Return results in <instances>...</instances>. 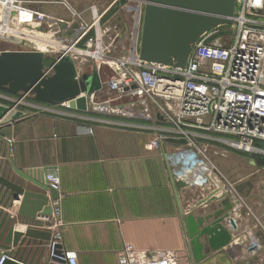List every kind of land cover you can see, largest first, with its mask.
<instances>
[{"label":"built area","instance_id":"obj_1","mask_svg":"<svg viewBox=\"0 0 264 264\" xmlns=\"http://www.w3.org/2000/svg\"><path fill=\"white\" fill-rule=\"evenodd\" d=\"M119 1L114 0L102 11L91 6L93 19L89 22L68 0L61 2L68 18L35 10L24 0H0V42L17 46V51L43 52L53 58L69 56L76 63L79 77L88 74L85 68L92 60L101 81V89L89 98L87 112L71 109L69 102L51 105L32 99L26 103L30 95L12 100L14 108L26 104L38 114L75 122L134 126L152 134L145 149L164 150L176 190L203 189L212 184L216 195L225 194L233 204L230 217L236 228L230 224L227 227L236 230L237 214L245 209L247 199L243 192L250 191L252 185L247 180H228L210 156L212 152L226 157L229 151H237L264 158V0H236L233 24L226 25V32L222 26L204 34L185 68L142 61L139 29L132 48L134 58L122 55L127 50L128 40H122L126 26L119 17L108 18ZM102 95L110 97L101 99ZM0 99L11 98L0 93ZM129 120L142 124L126 122ZM182 140L186 144L176 143ZM5 142L12 152L14 139ZM169 148L175 151L169 152ZM45 180L60 190L58 175L47 174ZM178 182L186 187L178 189ZM52 208V216L40 217L26 226L48 225L51 239L46 244V264H79L78 254L63 244L59 201ZM261 249V240L252 236L249 253L256 256ZM7 258L3 256L0 264ZM118 264L179 261L174 252L148 256L127 245L119 254Z\"/></svg>","mask_w":264,"mask_h":264},{"label":"crops","instance_id":"obj_2","mask_svg":"<svg viewBox=\"0 0 264 264\" xmlns=\"http://www.w3.org/2000/svg\"><path fill=\"white\" fill-rule=\"evenodd\" d=\"M24 1L35 10L68 18L62 0ZM69 3L78 5L89 22L93 19L91 6L104 10L100 3L85 10L86 0ZM5 51L17 49L0 42V54ZM23 111L27 117L0 126V164L10 159L14 168L60 177L63 244L78 254L79 264H118L119 254L127 245L148 256L174 252L179 264H264V165L258 162L262 158L250 157L254 164L246 171L241 159L227 160L229 154L225 158L230 163L228 168L218 162L228 180H247L252 189L243 192L247 197L245 209L237 214L230 246L212 251L207 237H203L205 259L197 263L185 219L192 214L203 221L224 209L212 184L203 189L176 190L164 150H146L153 135L138 127L75 122ZM7 138L14 139L12 152ZM28 190L45 193L31 185ZM20 206L21 201L15 202L9 212L17 213ZM16 228L24 231L28 227L17 222ZM33 228L48 232L45 223ZM252 236L261 240L262 249L256 256L248 251ZM26 255L24 259L30 264L48 262L46 251Z\"/></svg>","mask_w":264,"mask_h":264},{"label":"water","instance_id":"obj_3","mask_svg":"<svg viewBox=\"0 0 264 264\" xmlns=\"http://www.w3.org/2000/svg\"><path fill=\"white\" fill-rule=\"evenodd\" d=\"M144 4L140 59L177 68H185L195 44L204 34L233 24L236 9V0H145ZM50 71L53 75L47 74ZM100 89L98 72L79 77L76 63L69 56L53 58L36 51L0 54V91L10 95H32L35 101L51 105L69 102L71 109L87 112L89 98ZM27 116L23 110L0 103V126ZM176 143L184 145L186 141ZM46 175V171L31 173L14 168L10 159L0 164V259L8 257L3 264H23L27 262L24 259L27 253L46 251L50 232L16 228L17 222L30 225L40 217L52 216V204L61 195L47 183ZM30 185L45 193L28 190ZM176 187L183 189L186 184L178 182ZM216 199L223 200L224 209L214 216L200 221L191 214L185 219L197 263L205 259L203 237H207L212 251L230 246L233 239V231L227 227L230 224L236 228L230 217L233 204L225 194ZM19 201L17 213L11 214L9 211Z\"/></svg>","mask_w":264,"mask_h":264},{"label":"rangeland","instance_id":"obj_4","mask_svg":"<svg viewBox=\"0 0 264 264\" xmlns=\"http://www.w3.org/2000/svg\"><path fill=\"white\" fill-rule=\"evenodd\" d=\"M70 2V0H68ZM78 1V0H77ZM142 0H132V1H129V0H120L112 9V11L109 13L108 15V18L110 19L111 16H116V17H119L121 18L123 21H124V24L126 26V29L128 28L127 30V33H126V36L124 39H122L123 41L125 40H128L126 41L127 44H126V47H127V50L125 49L124 52H123V56H126L127 58H131L133 59L134 58V53H133V45L137 39V30L139 29L140 30V33L142 35V30H143V20H144V13H145V4L141 3ZM89 4L87 5V0H86V3L83 5V8L86 9H89V6L90 4H96V3H100L102 4L101 7H103V9L107 8L108 6H110L114 0H88ZM75 9H77L79 12H84V11H80L79 8H78V5L76 6V4H72L70 3ZM78 4V2H77ZM75 5V6H74ZM90 11V10H89ZM225 28H228L225 27ZM229 29V28H228ZM227 29V30H228ZM224 32H226V29H223ZM140 35V36H141ZM142 38V36L140 37V39ZM130 41V42H129ZM17 47V46H16ZM14 47V48H16ZM17 49V48H16ZM96 69V66L94 65L93 61L90 60L89 61V64H87L86 68H85V73H88V74H92ZM0 93L2 94H5L6 97L8 98H11L10 100L9 99H0V103L4 104V105H7V106H10V107H14V103L12 100H19L21 95H10L8 93H5V92H2L0 91ZM109 95H102L101 96V99H105V98H108ZM110 97V96H109ZM32 99H34L33 96H29L27 97L26 99V103L30 102ZM27 109V110H31L33 112H36L35 110H33L32 108H30L29 106H27L26 104L23 105V106H20L16 109ZM20 109V110H21ZM229 156H228V159L227 160H237L238 158L241 159V166L245 165L244 166V170L246 171V168L247 167H250L254 164V161L247 155H238L236 152H228ZM211 159L213 160V162L220 168V165L218 164V162L220 163L221 162H224L222 163V166L223 167H226L228 168L227 166L230 164L229 162H225L227 161L225 158V156H217L215 155L214 153H212V155L210 156ZM236 158V159H234ZM258 159V158H256ZM224 160V161H223ZM258 162H261L259 164H262L264 165V158H262L261 160H258Z\"/></svg>","mask_w":264,"mask_h":264},{"label":"trees","instance_id":"obj_5","mask_svg":"<svg viewBox=\"0 0 264 264\" xmlns=\"http://www.w3.org/2000/svg\"><path fill=\"white\" fill-rule=\"evenodd\" d=\"M225 27H227V26H225ZM228 28H229V27H228ZM228 28H224V29H226V30H227Z\"/></svg>","mask_w":264,"mask_h":264}]
</instances>
